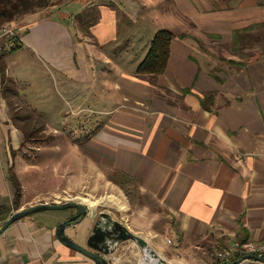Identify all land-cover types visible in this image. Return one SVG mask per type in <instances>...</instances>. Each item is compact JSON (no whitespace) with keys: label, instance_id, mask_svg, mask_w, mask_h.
<instances>
[{"label":"crops","instance_id":"crops-1","mask_svg":"<svg viewBox=\"0 0 264 264\" xmlns=\"http://www.w3.org/2000/svg\"><path fill=\"white\" fill-rule=\"evenodd\" d=\"M51 1L17 21L16 49L2 53L8 43H0V66L5 62L10 81L25 84L19 96L54 133L31 144L37 158H30L21 128L1 107L0 228L16 211L73 200L89 209L68 229L74 239L85 243L99 214L108 212L168 264H226L242 257L235 245H264V0H141L140 12L125 2L119 12L102 0ZM94 5L99 19L86 33L76 21ZM122 14L129 26L138 25L134 32L121 35ZM161 28L176 34L168 67L140 77ZM121 44L127 48L119 56ZM215 44L232 45L237 60L219 67L208 49ZM2 78L0 72V100ZM37 79L60 86L64 118L93 113L79 137L65 139L45 115L46 98L29 100ZM13 175L22 187L19 205ZM130 190L141 199H131ZM77 213L41 210L13 222L0 235V264H98L58 236L60 224ZM145 256L129 240L107 257L112 264H141Z\"/></svg>","mask_w":264,"mask_h":264},{"label":"rangeland","instance_id":"rangeland-1","mask_svg":"<svg viewBox=\"0 0 264 264\" xmlns=\"http://www.w3.org/2000/svg\"><path fill=\"white\" fill-rule=\"evenodd\" d=\"M102 1L105 3L106 2L112 3L113 5H115L118 8L119 12H124L121 9L122 7L120 8V6L118 5V4H121V2L122 3L125 2L126 7H128V9L133 11V12L142 11L141 0H102ZM132 4H134L135 6H131ZM166 6H167V4H166ZM94 7H95V5L90 7L84 13L82 12V14L79 16V20H82V22H84L85 19L90 18V17H94V18H96L95 21H97L99 18L97 17L96 12H95L97 9H93ZM145 8H148V7L146 6ZM149 9H152V8H149ZM93 13H94V16H93ZM16 19H19V17ZM119 19H120V33H121V35L122 34L125 35L126 34L125 31L129 30V29L132 32H134L136 30V28L138 27V25H136V24L134 25V23L129 26L128 22H127V18L123 14L120 15ZM79 20L76 21L77 25L79 24ZM89 21H91V23L94 22V24H96L94 20H89ZM9 23L10 22H8L7 24H9ZM84 23L86 24V22H84ZM138 24L143 25L144 23H142V20H141V23L138 22ZM18 27H19L20 31H18L17 33L19 34V37H20L21 25H19ZM87 28H89V27H87ZM87 28L85 27V29H87ZM204 40H205V42H204L205 46H210V44L212 43V41H209V38H205ZM17 41H18V39H16L13 44L4 45V48L1 49V52L3 53L5 51H7V49H9L8 51H11L12 49L14 50V47L16 46ZM0 43H1V41H0ZM125 46L126 45H124V44H121L119 46V48H118L119 56L126 54V48L127 47H125ZM208 49H209L210 53H214L216 55V57H217L216 58V60H217L216 64L221 68L225 64H228V62L230 60H237V56L239 55V53H237V51L234 50L235 48H233L232 45H230V44H224L221 46L219 44H215V47H208ZM128 52H130V54L134 55V56H136V54L138 53L136 50H130ZM248 56H250V54H248L245 57H248ZM35 82H36L35 85H33L30 88V90L27 91V94L30 93V91H33V93H35L36 95L33 96L34 94H30L29 100L34 101V100H36V98H37V100L42 99V98H46L47 102L50 101L48 106L51 109V111L45 112V115H47L49 117L51 122L55 125V127H57L59 129V131L63 132V134H65V135H67L66 137L64 136L65 139L67 137L69 138L72 136L73 137H79L80 136L79 128L86 126L87 121H85V117L86 116L88 117L93 113L91 111H86V114L82 115L81 113H79L78 116H76V113L72 111L70 118H68V119H67V117L64 118V115H62L60 113V110L62 108H64L63 105L65 106L66 102L65 101L62 102L63 101L62 97L59 96L57 93L60 90H58V89L56 90V88L60 89V86L56 85L54 82L52 83V81H50V79H45V80L37 79ZM12 86H14L16 89L18 88L20 90L23 89L22 88L23 86L26 87L24 83L17 82V81H15ZM44 90H47L50 95L47 94V95L43 96L42 94H43ZM2 96H3V100H0V109H1V107L6 108V110L9 113V119H11V121L14 122L15 125L17 124L19 126V128H21V130L23 132V141H24L23 148L25 147L24 149L27 150V153L25 155H28L30 158L34 157V155L37 154V151L30 148L31 144L33 145L34 143H38V141L45 139L46 137H51L52 134H54V133L49 131V130H48L49 133H47L46 128H44V129L40 130L38 133H36L31 139H27L25 137V132L29 131L30 129H33V125L35 127H40L43 124V123H41V121H42L41 118L39 117V121L37 119L34 120L33 118H31V116L34 117L35 115L33 116V114H34L33 111L28 108L27 102H26L25 98L22 97V95H20L21 97L17 96V95H11L10 96L11 99L8 100L6 98V94L4 93V90H3ZM44 107H45V105L42 106V108H44ZM36 114H38V113H36ZM60 115H61V117H60ZM28 116H30V117H28ZM26 117L28 119H26ZM78 117H81V119L79 121H78ZM23 118H25V120H23ZM80 121L82 122V124H84V123L85 124L79 125ZM34 122H36L37 124H35ZM63 122H66V123H63ZM34 137H35V139H34ZM17 153L18 152H16L15 154H17ZM35 158H37L36 155H35ZM104 185H105V183H104ZM131 190H132V188H131ZM131 190L129 191V195H130L131 199L136 200V201L140 200L141 199L140 195H138L135 192H132ZM107 194L108 193L103 191V193L101 194L102 199L107 200V198H108ZM93 195L94 194H90V195L86 194L85 197L88 199H95L94 198L95 196H93ZM164 259H166V258H164ZM159 264H161V263H159Z\"/></svg>","mask_w":264,"mask_h":264},{"label":"water","instance_id":"water-1","mask_svg":"<svg viewBox=\"0 0 264 264\" xmlns=\"http://www.w3.org/2000/svg\"><path fill=\"white\" fill-rule=\"evenodd\" d=\"M77 208L78 213L71 216L64 222H62L58 228V236L62 243L76 249L77 251L83 253L84 255L90 257L98 264H112L108 259V255L114 253L121 243L129 240H136L139 247L147 253V256L143 259L141 264H150L149 252L153 258L158 259V263L168 264V261L162 258L152 247L148 240L142 236H136L130 228L115 219L108 212H101L96 220L92 234L89 236L88 240L84 242H79L68 234V229L83 222L88 214V207L78 201H66L60 204L52 203H41L30 208L16 211L12 216L1 226L0 235L5 232V230L15 221L22 219L28 215L36 213L41 210H57L66 208ZM258 259L264 260V255L256 253H248L243 255L241 258L230 261L226 264H238L245 259ZM153 264L156 262H152Z\"/></svg>","mask_w":264,"mask_h":264},{"label":"trees","instance_id":"trees-1","mask_svg":"<svg viewBox=\"0 0 264 264\" xmlns=\"http://www.w3.org/2000/svg\"><path fill=\"white\" fill-rule=\"evenodd\" d=\"M53 4H55V2L51 0H0V30L2 31V29L7 25L8 22L17 24V21L20 20L25 15L32 13V12L40 11ZM93 16H94V13H93ZM18 17L19 19H16ZM89 20L95 21L96 18L90 17V18L85 19L84 22H86V24L82 22V20H80L78 25L84 28L90 27L92 24H94V22L91 23V21ZM85 32L89 33L90 32L89 28L85 29ZM175 36L176 34L168 28H161L157 31L154 39L151 42V45H150V48H149V51L146 57L144 58V60L140 63L138 67L137 73L140 77H145V76L157 77L158 75L165 72V70L168 67L169 61H170L171 46H172V42ZM241 36H242L241 32H236V42L239 45L242 44ZM18 38L19 36L17 37V39ZM18 45L19 44L17 41V45L14 47V49H16ZM3 63L4 64L0 66V72L3 77L2 82L5 85L4 93L6 94V98L9 100L11 99L10 98L11 95L19 96L20 90L12 86L14 82L8 79L7 73L5 70L6 64L5 62ZM33 113H34L33 116L35 115L34 116L35 118L32 116L31 118H33L34 120L37 119L39 121V117L41 118L40 114L38 115L36 114V112H33ZM26 119L28 118L26 117ZM23 120H25V118H23ZM36 122L34 123L37 124L38 122L37 123ZM44 126H45L44 123L40 127H35L33 125V129H30L29 131L25 132V137L27 139H31L36 133L44 129ZM11 179L16 188L14 203L15 205H19L21 197H22V187L16 175H13ZM2 208L3 207H1V214L4 212V209ZM6 212H8V209H6Z\"/></svg>","mask_w":264,"mask_h":264},{"label":"built area","instance_id":"built-area-1","mask_svg":"<svg viewBox=\"0 0 264 264\" xmlns=\"http://www.w3.org/2000/svg\"><path fill=\"white\" fill-rule=\"evenodd\" d=\"M18 24L9 23L7 24L2 31L0 30V41H5L8 44H13L15 39L19 36L17 33L20 31ZM264 249V245L260 243H247V244H237L234 246V251L239 253L241 256L248 253L261 252Z\"/></svg>","mask_w":264,"mask_h":264}]
</instances>
